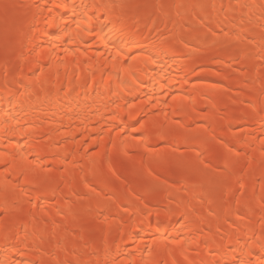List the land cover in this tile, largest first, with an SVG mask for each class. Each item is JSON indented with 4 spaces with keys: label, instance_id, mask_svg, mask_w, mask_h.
<instances>
[{
    "label": "bare ground",
    "instance_id": "bare-ground-1",
    "mask_svg": "<svg viewBox=\"0 0 264 264\" xmlns=\"http://www.w3.org/2000/svg\"><path fill=\"white\" fill-rule=\"evenodd\" d=\"M0 264H264V0H0Z\"/></svg>",
    "mask_w": 264,
    "mask_h": 264
}]
</instances>
